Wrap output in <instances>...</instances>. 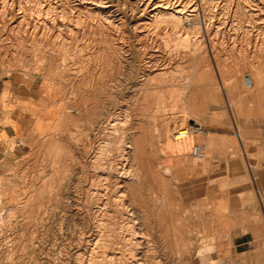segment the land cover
I'll return each mask as SVG.
<instances>
[{
  "label": "rangeland",
  "instance_id": "obj_1",
  "mask_svg": "<svg viewBox=\"0 0 264 264\" xmlns=\"http://www.w3.org/2000/svg\"><path fill=\"white\" fill-rule=\"evenodd\" d=\"M15 1L0 98L27 122L0 161V264H134L140 233L150 264H241L230 224L264 219V0H185L188 29L139 0Z\"/></svg>",
  "mask_w": 264,
  "mask_h": 264
},
{
  "label": "bare ground",
  "instance_id": "obj_2",
  "mask_svg": "<svg viewBox=\"0 0 264 264\" xmlns=\"http://www.w3.org/2000/svg\"><path fill=\"white\" fill-rule=\"evenodd\" d=\"M93 1V0H92ZM14 2L15 0H0V15L3 13L5 15L12 14L14 9ZM33 2V1H32ZM94 2L102 8H110L112 5L111 0H94ZM228 4V3H227ZM76 5V4H75ZM139 5H141L143 10L148 9L151 13V17H149V20L151 19H157L161 18L162 16H165L164 18H171L172 22H174L177 25L182 24L185 26V28H190L191 26H194V23H200V19L198 18V12L197 7L192 2H186L185 0H139ZM152 5V6H151ZM252 5V4H251ZM68 6V5H67ZM27 10V9H26ZM31 10V9H30ZM40 10V9H39ZM141 10V9H140ZM69 11V10H68ZM246 12V11H245ZM48 13V12H47ZM146 13V12H145ZM149 13V14H150ZM35 14V13H34ZM40 14V13H39ZM24 16V15H23ZM3 18V16H1ZM5 17V16H4ZM21 17V15H20ZM186 18V21H183V18ZM18 18V16H17ZM102 18V17H101ZM100 19V18H99ZM149 20H144L143 23L149 22ZM226 20V19H225ZM189 21V22H188ZM14 22V21H13ZM141 22V21H140ZM184 22H188V24H185ZM164 23V22H163ZM29 24V23H28ZM140 24V23H139ZM142 24V23H141ZM221 24V23H220ZM217 26V25H216ZM220 26V25H219ZM13 27V26H12ZM38 27V26H37ZM235 27V26H234ZM111 28V27H110ZM107 29V28H106ZM167 30V29H166ZM188 31V30H187ZM186 31V32H187ZM212 32V31H211ZM179 33V31H178ZM182 35V34H181ZM186 35V34H185ZM188 35V34H187ZM186 35V36H187ZM258 37V36H257ZM7 38V37H6ZM249 39V38H247ZM248 44V43H247ZM249 45V44H248ZM8 48V47H7ZM157 49V48H156ZM127 114V113H126ZM120 117V116H119ZM118 121V120H117ZM119 122V121H118ZM170 128V127H169ZM182 130L181 132H184ZM189 135L185 137H181L180 139L187 138ZM176 138H179V136H176ZM104 146V145H103ZM128 146H131L128 144ZM103 151V150H102ZM128 152L126 153V155ZM96 157V156H95ZM97 159V158H96ZM97 161V160H96ZM128 162V156H125L121 160L117 161L116 163L112 164L110 166V169L113 173H110L109 176H106L105 182H106V192L110 187L115 186L120 190L119 188L124 186L126 183V177L130 176V168ZM98 163V162H97ZM112 163V162H111ZM110 163V164H111ZM106 165V164H105ZM100 167V169H98ZM106 167V166H105ZM105 167L98 166L97 170H102ZM137 171V169H136ZM216 173V172H215ZM112 176H115L114 179H112ZM220 177V176H219ZM218 179V178H217ZM220 179V178H219ZM104 183V182H102ZM100 184V183H99ZM103 185V184H102ZM193 186V185H192ZM114 189V188H113ZM97 192V191H96ZM86 193V192H85ZM121 193V192H120ZM100 194V193H99ZM122 194V193H121ZM126 194V193H125ZM102 195H104L102 193ZM124 195V194H122ZM121 196V195H120ZM124 197V196H123ZM116 198V197H115ZM122 198V196H121ZM124 199V198H123ZM120 200V199H119ZM99 201V200H98ZM105 202V201H104ZM107 204V203H106ZM105 204V205H106ZM108 205V204H107ZM104 206V205H103ZM101 207V206H100ZM106 207V206H105ZM98 208V207H97ZM96 208V209H97ZM103 208V207H101ZM99 209V208H98ZM102 210V209H101ZM94 211V210H93ZM133 214V213H130ZM126 221V220H125ZM124 221V222H125ZM136 221V220H135ZM106 223V222H105ZM130 225V224H129ZM98 229V228H97ZM98 232L89 235L87 238L88 242L91 244L87 245L88 249L90 250V255H93V252L95 253L97 248H95L99 242L100 236L97 234ZM136 233V232H135ZM134 233V234H135ZM145 234V233H144ZM100 235V234H99ZM138 235V234H137ZM139 237L136 238L137 246H136V252L134 253V264H150L146 261V251L144 248V242H145V236L140 233L138 235ZM83 238V237H82ZM109 238V237H108ZM138 238V240H137ZM129 239V238H128ZM133 242V241H132ZM110 245V244H109ZM39 246V245H38ZM202 249V248H201ZM86 250V248H85ZM85 252V251H84ZM114 255H117L118 251H113ZM132 252V251H131ZM148 252V251H147ZM112 257L113 254H110ZM110 256V257H111ZM65 257V255H64ZM81 257V256H80ZM118 257V256H117ZM85 258V257H84ZM82 259V258H81ZM88 259V258H87ZM94 262V261H93ZM157 262V261H156ZM91 263V262H90Z\"/></svg>",
  "mask_w": 264,
  "mask_h": 264
},
{
  "label": "crops",
  "instance_id": "obj_3",
  "mask_svg": "<svg viewBox=\"0 0 264 264\" xmlns=\"http://www.w3.org/2000/svg\"><path fill=\"white\" fill-rule=\"evenodd\" d=\"M4 100L3 93L0 98V161L7 160L11 138L17 137L22 132L23 123L27 122L25 103H15L14 108L1 103ZM264 178V176H263ZM264 189L256 188L258 198L262 202ZM247 187L237 191L245 193ZM233 238L231 250L241 256V264H264V219L261 217L255 221L237 222L230 224Z\"/></svg>",
  "mask_w": 264,
  "mask_h": 264
},
{
  "label": "built area",
  "instance_id": "obj_4",
  "mask_svg": "<svg viewBox=\"0 0 264 264\" xmlns=\"http://www.w3.org/2000/svg\"><path fill=\"white\" fill-rule=\"evenodd\" d=\"M71 111H75V109L74 108H71ZM184 129H185V131L184 132H181ZM192 131H193V124H190L189 126L181 127L180 129H178L175 132V137L176 136H179V138L185 137L187 135H190ZM203 148H204V146H203L202 143H196V144H194V146L192 148V153L195 156H198V155H200L202 153Z\"/></svg>",
  "mask_w": 264,
  "mask_h": 264
}]
</instances>
